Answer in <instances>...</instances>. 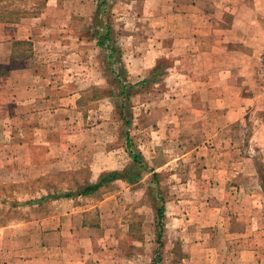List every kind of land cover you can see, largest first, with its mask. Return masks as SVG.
Wrapping results in <instances>:
<instances>
[{
	"label": "crops",
	"instance_id": "crops-1",
	"mask_svg": "<svg viewBox=\"0 0 264 264\" xmlns=\"http://www.w3.org/2000/svg\"><path fill=\"white\" fill-rule=\"evenodd\" d=\"M2 1L5 0H0L1 4ZM136 1L111 2L109 21L116 42L118 29L131 41L143 36L148 46L138 49L143 50L150 63L149 56L156 52L155 46L165 47L167 41L173 40L179 62L176 71L207 72L200 79L190 81V93L185 97L188 99L185 104L196 103L197 99L198 103L206 104L205 111L187 112V105L177 104L185 96L179 75L165 81L173 93L160 101L163 105L175 104L167 111V117L174 122L169 123L168 131L173 129V135L197 137V148L211 151L214 144L211 137L205 146L201 145L200 136L235 135L237 125L240 127L248 119L252 120L248 141L258 147L264 145V118L260 119L261 113L253 117L252 109L264 103L259 79L264 53V0H184L188 6L184 10L183 0H173L170 2L173 9H159L155 16L152 12L156 6H164L165 0L157 5L154 0H142V7L148 8L142 12L149 16L141 15L142 22H136L137 26L133 27L128 21L133 15L131 4ZM19 6V0H14V8ZM24 6L28 11L20 12L19 8L8 14L0 8V168H14L12 173L15 171L21 180L30 173V178L36 177L33 181L47 182L57 171L55 167L62 170L73 166L77 172L87 166L86 159L72 153L81 144H53L47 136L68 127L63 121L71 116L74 120L69 127L73 126L76 132L65 130L61 135H77L81 117L84 120L80 114L84 99L81 96L87 87L101 85L100 81L74 75L65 78L57 64L62 56L57 47L69 45L72 40H79L81 46L93 43L94 49L99 48L97 38L87 33L92 24V33L95 32L99 1L24 0ZM140 24L143 25L138 33L129 32L130 28L136 31ZM152 31H157V38ZM183 50L189 51L187 56L191 59L187 67L183 64L186 61ZM216 112H221L222 124L211 121ZM183 117L187 118L188 129L176 126V121ZM175 136L182 145L184 140L179 138L183 135ZM230 160L204 165L205 174L200 180L203 183L212 180L215 186L219 184V188L227 190L226 202L217 208L203 206L195 210L204 213L200 220H186L182 216L184 210L178 212L180 216L173 217L174 232L181 235L183 226L189 232L185 243L187 254L182 259L186 264H264V184L258 172L255 188L239 182V171H234L236 163ZM245 160L250 161L251 157ZM5 182L6 178L0 181ZM53 194L45 190L29 199L36 200L34 203L14 202V210L30 211V217L15 216L0 223V264H103L100 252L105 250L103 243L109 235L102 234L104 224L99 208L102 204H83L84 195L50 197ZM41 198L46 199L39 202ZM44 206V214L33 213ZM166 212L167 207L165 215ZM89 217H96L97 221ZM165 228L164 225V233Z\"/></svg>",
	"mask_w": 264,
	"mask_h": 264
},
{
	"label": "rangeland",
	"instance_id": "rangeland-1",
	"mask_svg": "<svg viewBox=\"0 0 264 264\" xmlns=\"http://www.w3.org/2000/svg\"><path fill=\"white\" fill-rule=\"evenodd\" d=\"M141 1L138 0L134 2V5L131 4L133 15L130 16L128 23L133 27L137 26L136 22H142L141 15L142 17L149 16L146 12H142L148 8L142 7ZM160 1L154 0V4L157 5ZM170 2L173 0H165V5L159 8L156 6L152 14L155 16L159 9L170 11L173 9V3L170 4ZM185 2L182 1V10L188 8ZM19 3L20 12L28 11V8L24 6V0H19ZM2 4L0 8L6 9L7 14L19 9L18 7L14 8V0H5L2 1ZM108 17L109 15H106L105 19ZM145 22L148 24L147 21ZM142 25L140 24L136 31H132L130 28L129 32L135 34ZM89 26L87 33L93 36L91 30L93 24ZM118 30L116 42L118 54L113 57L109 56V49L99 47L96 50L93 43L81 46L79 40L76 39L72 40L69 45L63 44L61 48L57 47L62 51V56L57 60V64L63 69L65 78L70 79L76 76V78H85L92 82H101V85L87 87L85 94L81 96L84 99L81 101L80 114L84 116V120L81 117L77 135H61L65 130L71 133L76 132L72 129L73 126L69 127L73 125L71 120H74L71 116L70 119L63 121V124H69L68 127H64L65 129L62 130L56 129L53 134L47 136L48 141L53 144L60 142L81 144L80 148L72 153L73 155L77 154L75 155L77 158L86 159L87 166L80 167L77 172H74L73 166L65 167L62 170L55 167L54 170L57 171L49 177L47 182L33 181L36 177L30 178V173L25 174L21 180L20 175L16 176L15 171L12 173L14 168H0V181L6 178L5 184L0 183V223L9 221L15 216L18 218L30 217V211L24 213L21 210H14V202L36 198L39 193L43 194L45 190L54 194L66 192L77 194L82 187L92 182L93 177H97L93 181L95 182L104 172L127 169L132 163L127 146L129 137L130 145L144 156L154 172H145L143 178L135 183L125 180L115 181L92 195L80 196L83 204H102L99 207L102 215L100 220L102 219L104 224L102 234L109 235L107 242L103 243L105 250L100 252L102 262L103 264H154L153 260L159 251L161 260L156 264H186L182 262V259L187 254L185 243L189 240V232L188 229H184V226L182 229L184 233L181 235L174 232L173 226L176 220L173 217L180 216L178 212L184 210L182 216L186 220L190 218L200 220L205 215L201 211L199 213L195 210H200L203 206L217 208L226 202L227 197L224 196L229 193L227 190L219 188L217 186L219 184L215 186L212 180L206 183L200 181L202 174H205L206 167L204 165L208 166L209 162L210 165H214L217 160L226 163V160L231 159L230 161L233 160L237 166L234 171H239L237 178L239 182L254 187L255 177L259 179L261 175L264 178V145L260 144L258 147L248 141L252 128V120L248 119L242 121L240 127L237 125V133L230 135L231 138L223 135L203 134L204 136H200L201 145L205 146L208 145L205 141L211 137V141L214 143L211 151L205 147L197 148L199 142L197 137L181 133H175V135H183L179 139L180 141L184 140V143L182 145L177 143L173 129L168 131L169 123L174 122L167 117V111L175 104L170 102V104L163 105L160 101L163 97L168 99V96H172L173 93L165 81L168 82V79L170 80L173 75H179V78L183 80L182 91L185 92V96L177 104L187 105V112L192 109L205 111L206 104L198 103V99L196 103L185 104L188 100L185 97L190 93V81L200 79L207 72L176 71L175 66L179 62L176 58L178 54L174 53L173 40L167 41L165 47L155 46L156 52L150 53V63H147V56L143 55V50L138 49L148 46L143 36L142 38L136 37L131 41L122 35L121 29ZM152 34L158 35L157 31H152ZM185 47L188 45L183 46V48ZM188 52L186 51L184 56L185 67L191 64V59L187 56ZM51 61L53 62V59ZM161 65L162 72L157 77L158 81L141 85V82L150 79L154 69ZM118 77L126 79L133 85L129 101H126L125 97L119 93ZM259 79L262 86L260 94H264V53ZM204 95H206V91ZM122 102H125L126 117L131 115V124L128 126L125 125L121 117ZM160 103L162 105H159ZM166 107L169 108L165 110ZM255 107L252 108L255 110L253 117L259 116L261 113L260 119L264 118V103L259 108ZM165 114L166 118H164ZM220 116L221 112L214 113V120L211 121L217 125L222 124ZM186 120L187 118L183 117L176 121V126L188 129ZM262 138L264 142V136ZM224 139H228V142ZM218 151L224 152L219 154ZM245 157H251V160L246 161ZM154 173L158 174L156 178L158 181L155 180ZM243 176L246 179H243ZM262 178L260 180L263 182ZM180 201H182V205L179 207ZM194 202L195 204H193ZM161 205L165 207V211L167 207V212L163 219V224L166 226L165 233L163 232L162 239H159L157 207ZM45 210L44 206L42 210L33 211V213L40 216L44 214ZM89 218L97 221L96 217ZM184 222L187 221L184 220ZM158 240H161L162 246Z\"/></svg>",
	"mask_w": 264,
	"mask_h": 264
},
{
	"label": "trees",
	"instance_id": "trees-1",
	"mask_svg": "<svg viewBox=\"0 0 264 264\" xmlns=\"http://www.w3.org/2000/svg\"><path fill=\"white\" fill-rule=\"evenodd\" d=\"M99 1V12H98V21H97V27L95 26V32L93 33V36L95 38H97V44L99 47L104 48L106 50L109 49V56H114L118 54V50H117V43L116 40L113 38L114 36H112V27L109 21V17L108 19L106 17V15H109L110 12V5L112 4L111 2L113 0H98ZM120 59V58H118ZM162 72V66H158L154 69L153 71V75L150 79L144 80L143 82H141V85H148L150 82H157L158 79L157 77L160 76ZM117 82L119 83V87H120V95H122V97H125L126 101H129L130 96H131V88L133 87L132 84H130L126 79H121V78H117ZM121 117L125 123V125H130L131 124V115L129 114V117H126L125 114V102H122L121 104ZM128 116V114H127ZM131 142L129 140H127V146L129 149V153L132 157V163L131 165L124 170H111V171H107L102 173L98 180L95 182H91L86 184L84 187H82L77 194L78 195H92L96 192H98L102 187L106 186L107 184H110L112 182L115 181H120V180H125L127 182L130 183H135L137 181H139L140 179L143 178L144 173L145 172H154V169H152L149 165V163L146 161V159L144 158V156L137 150L133 149V146L130 145ZM154 178L156 181H158V179H156L158 176V174L154 173ZM260 177L262 178V176L260 175ZM263 180V184H264V178H262ZM77 194L72 193V192H66V193H60V194H53L50 197L52 198H59V197H66V198H71L73 196H76ZM46 198H41L40 200H38L39 202H43L45 201ZM36 200H29L27 203L31 204L34 203ZM165 217V207L163 205L157 207V227H158V234H159V239H162V235H163V219ZM159 244L162 246V242L161 240H158ZM159 251H157L156 253V258L153 260V263L156 264L158 262H160L161 258L159 256Z\"/></svg>",
	"mask_w": 264,
	"mask_h": 264
}]
</instances>
